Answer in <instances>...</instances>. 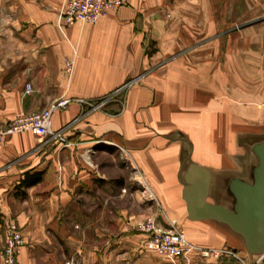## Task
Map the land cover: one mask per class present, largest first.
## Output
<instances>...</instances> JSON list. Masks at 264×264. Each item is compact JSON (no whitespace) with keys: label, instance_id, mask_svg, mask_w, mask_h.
I'll use <instances>...</instances> for the list:
<instances>
[{"label":"crops","instance_id":"0c3cea01","mask_svg":"<svg viewBox=\"0 0 264 264\" xmlns=\"http://www.w3.org/2000/svg\"><path fill=\"white\" fill-rule=\"evenodd\" d=\"M64 3L0 0V124L71 99L51 115L63 141L24 131L0 147V251L10 218L22 234L19 264H186L146 249L135 221L153 216L198 246L247 255L226 224L188 218L181 178L190 163L209 170L207 201L229 208L237 178L250 181L237 170L250 177L259 140L247 162L237 132H264V19L237 27V65L205 43L218 29L212 11L264 9V2L126 0L92 25L62 31ZM190 40L201 45L184 47ZM231 72L239 76H224ZM114 150L121 166L113 178L99 170L107 161L98 156ZM130 169L152 199L144 191L137 209L115 207ZM34 174L40 182L25 186ZM187 264L240 263L192 255Z\"/></svg>","mask_w":264,"mask_h":264},{"label":"built area","instance_id":"2783aa9c","mask_svg":"<svg viewBox=\"0 0 264 264\" xmlns=\"http://www.w3.org/2000/svg\"><path fill=\"white\" fill-rule=\"evenodd\" d=\"M125 1L65 0L57 15V25L62 31L77 22L92 25L109 11L122 6ZM71 65L72 62L67 60L66 66L68 69L71 68ZM29 88L30 84L26 83V89ZM69 101L71 99L61 98L52 103L47 109L31 114L18 115L0 124V147L7 136L24 131L31 132L43 142L55 139L63 141L64 137L61 135V132L51 128V115L56 109L65 107ZM139 183L143 182L139 181ZM143 185L145 186L144 183ZM145 189L151 198L152 194L146 186ZM173 225L167 229H163L157 225V221L153 216H146L135 221L136 228L147 235L146 249L171 260L183 258L187 264L192 255H198L201 258L214 257L217 259L221 257H233L240 264H264V253L250 254L247 252V255L242 256L231 248L201 247L191 242L181 230L175 228ZM5 229L4 244L0 251L3 264H19L18 253L22 245L21 229L17 222L10 218L5 219Z\"/></svg>","mask_w":264,"mask_h":264},{"label":"water","instance_id":"95a60500","mask_svg":"<svg viewBox=\"0 0 264 264\" xmlns=\"http://www.w3.org/2000/svg\"><path fill=\"white\" fill-rule=\"evenodd\" d=\"M251 150L257 163L251 170L250 181L237 178L236 185L231 187L232 207L207 201L211 173L194 163L182 175V196L189 219L226 224L237 233L248 253L261 254L264 253V138L255 142Z\"/></svg>","mask_w":264,"mask_h":264},{"label":"rangeland","instance_id":"374dc122","mask_svg":"<svg viewBox=\"0 0 264 264\" xmlns=\"http://www.w3.org/2000/svg\"><path fill=\"white\" fill-rule=\"evenodd\" d=\"M212 1H219L224 3H229L232 6L235 4L236 6L243 7L242 2L248 1V2H259L262 3L264 0H212ZM228 5V4H227ZM213 17L215 18V23L217 24V30L210 34L209 36V43H205L206 45H209V48L212 49L215 48L218 45V48L220 51H224L223 57H221V62H226V65H237V27L248 25L252 22H256L257 20H263L264 19V9H217L212 11ZM201 45L200 41L196 40H190L189 42L185 44L184 47L186 48H195ZM152 46L149 47L148 50H153ZM236 52V54H235ZM212 60V59H211ZM218 59H215V61ZM228 79H233L234 77H238L239 75H235L234 73H226L224 75ZM114 96V95H113ZM108 100V99H107ZM107 100H103L101 104H104ZM36 137V136H35ZM37 138V137H36ZM264 138V132H258L256 134H239L237 132V152L241 151V157L243 159H247L249 161H255V159L251 155V150L249 149V145L252 141L261 140ZM98 159L103 161L105 163L107 161V166L103 164L102 168L99 169L101 172H106L109 174L110 177H116L117 176V170L118 167L116 165L121 166V159L119 158V151L114 150L113 152H104L100 156H98ZM245 167V166H244ZM237 175L241 176L243 178L250 179L248 177L247 173L243 170H237ZM128 188L126 195L123 196L121 199H116L114 201V206H130L132 209H137V201L135 197H139L140 195H143V192L146 191L145 186L143 183L137 184V182L134 180L135 174L130 169L128 171ZM142 182V181H141ZM148 192L146 191L144 193V196H148ZM143 196V197H144ZM150 198V197H148ZM152 199V198H150ZM85 208H90L88 203H84ZM220 227H223L225 231L229 234V236H233L232 232L229 228H227L224 225H219ZM227 234V235H228ZM242 240L237 235V244L238 246H241ZM244 248V247H243Z\"/></svg>","mask_w":264,"mask_h":264},{"label":"trees","instance_id":"16d2710c","mask_svg":"<svg viewBox=\"0 0 264 264\" xmlns=\"http://www.w3.org/2000/svg\"><path fill=\"white\" fill-rule=\"evenodd\" d=\"M101 99H98L97 101L99 102ZM40 180H41V176H40V174H34L33 176H32V178H30V179H28V178H25L24 180H23V182H24V185L25 186H30V185H32V184H36V183H38V182H40ZM23 193V192H22ZM21 193V194H22Z\"/></svg>","mask_w":264,"mask_h":264}]
</instances>
